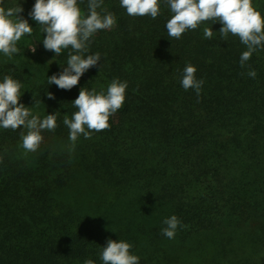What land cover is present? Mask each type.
Listing matches in <instances>:
<instances>
[{"label":"trees","instance_id":"obj_1","mask_svg":"<svg viewBox=\"0 0 264 264\" xmlns=\"http://www.w3.org/2000/svg\"><path fill=\"white\" fill-rule=\"evenodd\" d=\"M5 2L20 3L34 29L13 60L0 57V82L19 79L20 102L41 120L60 115L35 152L21 146L26 128H0V264H103L109 239L131 243L140 264H264V50L241 67L247 48L231 33L224 41L219 22L175 39L164 0L156 19L104 0L116 25L92 37L102 59L64 90L48 77L70 49L45 50L29 16L36 0ZM78 4L86 15L87 0ZM253 4L264 15V0ZM188 64L204 81L199 96L181 85ZM114 79L128 82L125 103L108 129L73 145L63 123L78 111L72 102ZM172 215L186 227L170 239L161 229Z\"/></svg>","mask_w":264,"mask_h":264},{"label":"clouds","instance_id":"obj_2","mask_svg":"<svg viewBox=\"0 0 264 264\" xmlns=\"http://www.w3.org/2000/svg\"><path fill=\"white\" fill-rule=\"evenodd\" d=\"M83 2V0H81ZM171 18L166 23L168 37L179 39L188 30L197 29L203 22H219L223 27L219 30L220 37L227 41L229 34L237 36L247 48L240 56V66L245 67L253 53L264 50V15L254 6L253 0H164ZM104 0H87L85 15L78 0H36L29 16L44 33L42 41L45 50L59 56L64 49L68 52L67 67L58 74L48 77L49 85L60 89L71 90L77 86L81 77L90 68L97 66L102 56L99 52L91 53L92 37L99 30H109L116 25L115 15L103 7ZM120 6L126 9L129 16H150L156 19L161 12L160 0H120ZM24 11L19 3L9 7L5 0H0V53L11 59L20 52L18 42L25 34L32 35L33 27L21 16ZM214 23V24H215ZM205 39L213 37V28L203 29ZM36 52V47L31 48ZM51 62V61H49ZM197 68L188 64L183 69L181 85L185 91L193 89L200 95L203 80L196 78ZM254 69L248 76L255 78ZM127 81L114 79L104 90H89L84 87L72 102L78 109L69 118L64 116L63 123L70 130L69 139L75 144L83 135L91 138L92 132H100L110 127V117L125 103ZM23 84L12 75H5L0 82V128L16 130L23 126L28 131L21 132L22 148L28 152L38 150L43 141L42 130L54 131L60 115L48 114L42 120L32 113V107L21 103ZM49 99L54 94L46 93ZM35 99V97H34ZM37 101L35 100V104ZM34 104V105H35ZM166 227L161 232L167 238H174L177 229L186 227L176 215L165 218ZM133 245L125 240L107 241L102 247L100 260L103 264H140V257L131 252ZM84 264H96L87 259Z\"/></svg>","mask_w":264,"mask_h":264},{"label":"rangeland","instance_id":"obj_3","mask_svg":"<svg viewBox=\"0 0 264 264\" xmlns=\"http://www.w3.org/2000/svg\"><path fill=\"white\" fill-rule=\"evenodd\" d=\"M17 46H19V47H21L22 49H25V48H27L28 47V41H27V38L25 37V36H23L22 38H21V40L18 42V45ZM32 48V47H31ZM0 57H2V58H7V59H9L8 57H6L3 53H0ZM14 57L15 56H13L12 58H11V60H13L14 59ZM42 136H43V141H42V143L46 140V139H48V137H49V134L47 133V131L46 130H42ZM41 143V144H42ZM40 144V145H41Z\"/></svg>","mask_w":264,"mask_h":264}]
</instances>
